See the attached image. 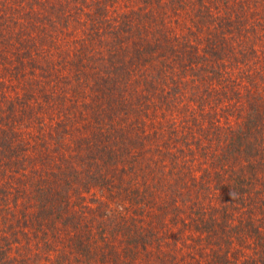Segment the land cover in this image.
I'll return each instance as SVG.
<instances>
[{
	"label": "trees",
	"instance_id": "1",
	"mask_svg": "<svg viewBox=\"0 0 264 264\" xmlns=\"http://www.w3.org/2000/svg\"><path fill=\"white\" fill-rule=\"evenodd\" d=\"M0 264H264V0H0Z\"/></svg>",
	"mask_w": 264,
	"mask_h": 264
}]
</instances>
